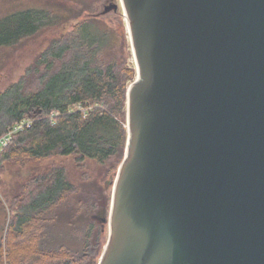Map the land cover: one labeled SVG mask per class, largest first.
<instances>
[{
  "label": "water",
  "instance_id": "water-1",
  "mask_svg": "<svg viewBox=\"0 0 264 264\" xmlns=\"http://www.w3.org/2000/svg\"><path fill=\"white\" fill-rule=\"evenodd\" d=\"M137 78L98 264H264V0H111Z\"/></svg>",
  "mask_w": 264,
  "mask_h": 264
},
{
  "label": "trees",
  "instance_id": "trees-1",
  "mask_svg": "<svg viewBox=\"0 0 264 264\" xmlns=\"http://www.w3.org/2000/svg\"><path fill=\"white\" fill-rule=\"evenodd\" d=\"M97 2L46 0L0 15V49L53 30L28 73L0 91V136L16 122L33 120L0 152V177L9 162L20 163L23 177L9 202L14 215L0 238V264H98L102 256L137 69L128 61L126 17L122 36L105 14H89ZM54 156L108 167L99 179L86 168L72 177L65 164L24 170Z\"/></svg>",
  "mask_w": 264,
  "mask_h": 264
},
{
  "label": "rangeland",
  "instance_id": "rangeland-1",
  "mask_svg": "<svg viewBox=\"0 0 264 264\" xmlns=\"http://www.w3.org/2000/svg\"><path fill=\"white\" fill-rule=\"evenodd\" d=\"M46 0H0V15L6 13L7 11L16 9L21 7L22 5H29L32 3L36 4H44ZM48 1V0H47ZM95 1V0H94ZM98 1L95 9L90 15H94L96 13L101 12L103 9V5L110 2L111 0H96ZM118 2L119 0H114ZM64 4L69 5L71 2L62 1ZM93 2V0H92ZM120 3V1H119ZM75 12V11H74ZM88 12L83 13V17H86ZM105 20L117 28L118 32L124 34L123 30V22H125V15L123 9H119L118 11H111L105 14ZM126 27L128 38L130 39V33L127 25L126 20ZM70 26L66 29L63 27V30L60 31H68ZM53 34V30L44 31L39 33L38 35L26 40L24 43L17 45L12 48H4L0 49V91L5 89L10 83H13L26 73H28V67L31 66L38 55L42 52V50L47 46L49 41V36ZM128 41V40H127ZM128 41V43L130 44ZM127 53H129V63L134 62V56L130 55L131 45L127 49ZM133 53V52H132ZM64 161V162H63ZM63 162V163H61ZM62 164L68 168L70 175L72 177L78 176V173L82 172L84 168L88 169L89 171L92 169L93 178H101L102 171L107 169V163L104 166L97 165L95 163H89L83 166L79 165L78 161L72 158L71 156L68 157H60L54 156L42 162L33 161L30 162L28 165H24V170L27 171L30 167L36 168L40 165V169L45 170L50 168L53 165ZM93 166V168H92ZM20 168V163H7L5 165V170L0 177V238L5 237L7 234V230L9 229V223L12 219L14 213L10 208V200L13 197V194L19 189L20 184L19 182L23 181V177L17 174V170ZM30 168V169H31ZM94 169V171H93ZM115 178V177H114ZM107 231L109 235V224L107 227Z\"/></svg>",
  "mask_w": 264,
  "mask_h": 264
},
{
  "label": "built area",
  "instance_id": "built-area-1",
  "mask_svg": "<svg viewBox=\"0 0 264 264\" xmlns=\"http://www.w3.org/2000/svg\"><path fill=\"white\" fill-rule=\"evenodd\" d=\"M58 114L59 113H55V115ZM32 125H33V120L29 118H25L19 122L14 123L12 126L8 127L5 133L0 136V152L3 149H5L8 145H10L15 133L30 128L32 127Z\"/></svg>",
  "mask_w": 264,
  "mask_h": 264
},
{
  "label": "bare ground",
  "instance_id": "bare-ground-1",
  "mask_svg": "<svg viewBox=\"0 0 264 264\" xmlns=\"http://www.w3.org/2000/svg\"><path fill=\"white\" fill-rule=\"evenodd\" d=\"M130 39H131V37H130Z\"/></svg>",
  "mask_w": 264,
  "mask_h": 264
}]
</instances>
